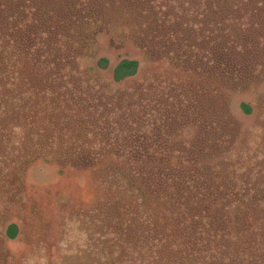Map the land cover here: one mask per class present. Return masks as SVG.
Here are the masks:
<instances>
[{
	"label": "rangeland",
	"instance_id": "rangeland-1",
	"mask_svg": "<svg viewBox=\"0 0 264 264\" xmlns=\"http://www.w3.org/2000/svg\"><path fill=\"white\" fill-rule=\"evenodd\" d=\"M49 1L71 10L64 31L89 46L84 54L73 50L77 67L82 59L94 66L109 59L107 69L69 84L77 96L87 93L84 110L97 129L89 139L93 150L143 164L180 163L187 192L205 193V178L212 177L231 184L229 190H264V12L214 17L205 26L204 0ZM256 4L264 7V0ZM124 58L140 67L118 84L113 70ZM23 177L21 187L0 190V256H8V264H80L84 257L99 264V242L107 251L112 243L98 230L105 211L95 202L96 179L89 172L61 173L45 161ZM13 222L15 238L7 234ZM210 244L194 242L197 264H205V253L221 261L205 251ZM221 255L228 262L237 256L230 244Z\"/></svg>",
	"mask_w": 264,
	"mask_h": 264
},
{
	"label": "trees",
	"instance_id": "trees-1",
	"mask_svg": "<svg viewBox=\"0 0 264 264\" xmlns=\"http://www.w3.org/2000/svg\"><path fill=\"white\" fill-rule=\"evenodd\" d=\"M62 1L68 0L49 3ZM46 2L0 0V190L21 187L26 171L38 161L58 165L61 173L89 172L98 188L95 202L105 211L98 230L112 243L107 251L99 242V264H197L194 242L199 239L211 243L205 251L221 259L205 253V264H264V190L246 192L238 185L229 190L231 184L212 177L205 178V193L187 192L181 188L188 174L179 170L180 163L172 160L167 166L151 159L143 164L93 150L89 139L97 129L84 110L87 93L77 96L69 84L107 69L109 59L101 57L96 66L82 59L77 67L79 56L73 50L79 47L84 54L89 46L74 31H64L63 19L72 20L71 10ZM204 4L205 26L214 17L264 12L255 0ZM139 67L137 59H122L113 70L114 82L136 75ZM241 106L252 112L250 103ZM98 135L103 138V132ZM165 169L172 171L163 174ZM18 233L19 226L11 223L8 236ZM223 244H230L236 259L222 258ZM246 252L252 259L242 257ZM90 260L80 258V264ZM8 263L2 254L0 264Z\"/></svg>",
	"mask_w": 264,
	"mask_h": 264
}]
</instances>
